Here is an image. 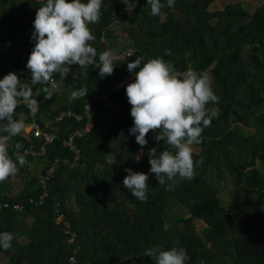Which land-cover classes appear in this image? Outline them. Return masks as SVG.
Returning <instances> with one entry per match:
<instances>
[{
  "label": "trees",
  "instance_id": "obj_1",
  "mask_svg": "<svg viewBox=\"0 0 264 264\" xmlns=\"http://www.w3.org/2000/svg\"><path fill=\"white\" fill-rule=\"evenodd\" d=\"M133 2L135 8L124 11V4L132 7ZM218 2L222 0H175V10L163 19L164 7L153 16L147 0H102L99 22L89 24L95 63L82 69L69 65L66 77L53 74L59 90L45 99V85L31 83L26 65L35 45L36 11L46 0H0V79L22 70L21 79L38 101L34 115L21 103L14 118H25V126L39 123L57 136L38 157L23 154L27 148L39 151L43 143L25 128L8 142L12 159L19 152L27 161L23 166L17 162L26 183L16 180L18 173L0 183V232L15 235L10 249L0 248V264H155L144 255L146 249L173 247L186 250V264H264V0L254 11L232 3L220 9ZM161 3L167 6V0ZM118 16L130 32L127 47L109 28ZM246 45L251 46L249 59L243 56ZM113 47L116 53L124 48L133 53L115 61L113 74L100 77L99 54ZM140 57L141 66L163 58L181 76L189 68L207 73L219 98L207 105L216 115L204 128L201 143L194 144L193 160L202 163L195 164L191 180L177 176L158 184L149 171V150L155 148L159 155L163 150L175 154V149L155 139L159 130L149 131L142 149L129 133L133 119L127 84L109 93L134 80L127 63ZM82 87L88 95L70 100L71 92ZM91 97H98L91 112L94 127L75 139L72 150L64 140L82 131L85 122L57 119L68 110L82 114ZM2 135L7 133L0 131ZM16 143L22 144L19 150ZM108 157L115 162L109 164ZM52 166L56 170L43 185L41 176ZM37 168L40 174L29 178ZM125 169L148 174L146 201L124 188ZM45 190L49 196L40 203ZM18 204L22 209L15 207ZM56 204H61L65 221H58ZM66 221L76 233L73 242L72 235L64 233ZM197 221L206 225L201 232Z\"/></svg>",
  "mask_w": 264,
  "mask_h": 264
},
{
  "label": "clouds",
  "instance_id": "obj_2",
  "mask_svg": "<svg viewBox=\"0 0 264 264\" xmlns=\"http://www.w3.org/2000/svg\"><path fill=\"white\" fill-rule=\"evenodd\" d=\"M147 4L153 16H159L161 9L165 7L161 0H147ZM174 4L175 0H167V7H174ZM126 6L131 11L136 5L133 2L132 7ZM101 7L102 0H87L86 3L82 0H46L37 9L32 33L35 45L26 67L31 72L33 85H45V99H50L53 90L58 87L53 74L59 73L66 77L70 71L69 65H78L82 69L95 63L97 50L89 43L95 40V36L89 24L99 22ZM116 59L117 56L111 50L99 54L100 77L113 74ZM142 60L140 57L127 63V70L134 73L133 82L127 84L125 89L133 119L129 133L135 136L136 143L143 149L148 144L146 135L149 131L159 130L155 139L164 140L175 149V154L163 150L159 155L155 148L149 150V171L155 174L159 185H164L166 179L170 181L177 176L191 180L195 164L202 163V160L194 162L192 145L201 143L204 128L210 126L216 115L215 110L208 109L207 105L218 102L219 98L205 72L189 68L181 76L163 58L148 59L141 66ZM136 69L139 70L134 71ZM77 77L78 73H74L73 78ZM87 95V89L82 87L71 92L70 100ZM21 102L32 112L38 109V101L33 98V90L28 82L21 83L17 74L9 72L0 79V121H6L0 126V131L7 133L0 136V183L18 172L17 162L20 166L27 163L18 152L14 161L7 148L8 142L25 128L22 119L14 118L15 110ZM21 147L22 144L16 143L17 150ZM50 168L56 170L54 166ZM125 171L128 174L123 180L124 188L136 199L146 201L148 174L133 172L131 169ZM44 176L46 174L41 178ZM14 238L15 235L11 232H0V248L5 251L10 249ZM144 255L152 257L155 264H186L190 259L184 248L176 247L170 250L149 248Z\"/></svg>",
  "mask_w": 264,
  "mask_h": 264
},
{
  "label": "built area",
  "instance_id": "obj_3",
  "mask_svg": "<svg viewBox=\"0 0 264 264\" xmlns=\"http://www.w3.org/2000/svg\"><path fill=\"white\" fill-rule=\"evenodd\" d=\"M126 5H128L130 7L129 3H125L123 9H124V11H128L129 12V10H127V6ZM132 53H133V51L131 49H127V50L123 51L122 53H116V56H117L116 60L117 61L124 60L127 57H130L132 55ZM13 72L15 74H17V76L19 77L20 80H22L21 77H20V73L22 72V70L13 71ZM132 80H133V78L127 79L126 81L121 83L116 88H113V89L109 90V93L119 92L122 87H124L126 84H129ZM21 82L24 83L25 81L22 80ZM58 90H59V87L54 89L53 93L58 91ZM97 99H98V97L89 98L87 100V102L85 103V106L83 108L84 111H83L82 114H76V113H74L72 111H67L65 113H62L60 115V117L57 119L58 121H60V120H62L63 117L68 116V117H73L78 122H85V126H84L82 131H74V132L71 133V135L68 137V139L64 140V145H66L68 147H72V150H75V148L73 146V143H74L75 139L78 136H82L84 134L89 133L91 131L92 127H93V121H92V117H91V112H92L93 102H95V100H97ZM103 99L105 100L106 97H103ZM36 112H37V110L35 112L31 111V115H34ZM28 133H32L35 137L40 138L43 143L40 146V150L39 151H36L35 149L27 148V149H25L23 151V154H26V153L27 154H32V155H35L37 157L41 156V155H44L46 153L47 146L52 144L57 138V136L54 135L53 133H49V132L43 131V129L40 126L39 123H33L32 126H31V129L28 131ZM19 155H22V154H19ZM54 170H55L54 168H50L47 171L46 176L41 178L40 182L43 185H45L46 182L53 176ZM44 192L45 193L40 196V203L45 201L47 199V197L49 196L47 190H45ZM31 202L33 203L34 200L32 199ZM15 207L18 208V209H22V205H19V204L16 205ZM60 207H61V204H56L55 209H54L55 214L58 215V221H65V216L60 213ZM65 224H66V228L64 230V233H66V235H72V238H71L70 242H73L76 239V233L72 231L71 226H70V224L67 221H66ZM71 261L74 263L75 259L71 258Z\"/></svg>",
  "mask_w": 264,
  "mask_h": 264
},
{
  "label": "rangeland",
  "instance_id": "obj_4",
  "mask_svg": "<svg viewBox=\"0 0 264 264\" xmlns=\"http://www.w3.org/2000/svg\"><path fill=\"white\" fill-rule=\"evenodd\" d=\"M230 3L236 4V5L237 4L243 5L244 7L248 8L250 11H254L262 3V0H222V3H220V2L217 3V7L220 8V9H223L225 7V5L230 4ZM171 10L174 11L175 8L174 7L169 8V7L165 6L164 7V10H163L164 15H163L162 18L165 19L166 18V15ZM126 12H128V11H126ZM126 23L127 22L125 21L124 18H122L121 16H118V17H116V19H113L112 25H110L109 28L113 32H115V35H117V39H118L117 41L120 42L122 45H124V46L127 47L130 44L131 41H130V32H128V30H127V24ZM24 37H25V35L21 36V38H24ZM101 42L104 43V44H107L106 38H102L101 39ZM127 49L128 48H124L123 51H125ZM108 50L113 51V53L116 55V47L109 48ZM27 129H29V127H27ZM99 129H100V131H103V132L106 131V128L104 126H101ZM112 145H113V143H112ZM192 148H193V152H196L197 151V148H195L194 145H192ZM106 161L109 164H113L115 162V159L108 157V158H106ZM35 166H37V165H35ZM38 166H40V163L38 164ZM35 169H34V171H35ZM39 169L40 168H37L36 172L33 171L34 173L29 178H34L36 175L38 176L40 174L38 172ZM17 173L20 174V176H17L15 174L16 175V180H19L20 181V179H21V182L22 183H26V181L24 180V178H22L24 176L23 173H21V171H19V170H18ZM229 199L227 198V199H224V200L227 201L228 203H231V198H229ZM205 226L206 225L203 224L202 222H199V221L195 222V227L197 228V231L198 232H201L204 229Z\"/></svg>",
  "mask_w": 264,
  "mask_h": 264
},
{
  "label": "water",
  "instance_id": "obj_5",
  "mask_svg": "<svg viewBox=\"0 0 264 264\" xmlns=\"http://www.w3.org/2000/svg\"><path fill=\"white\" fill-rule=\"evenodd\" d=\"M251 46L250 45H246L244 47V50H243V56L246 58V59H249L250 55H251V50L249 49Z\"/></svg>",
  "mask_w": 264,
  "mask_h": 264
},
{
  "label": "crops",
  "instance_id": "obj_6",
  "mask_svg": "<svg viewBox=\"0 0 264 264\" xmlns=\"http://www.w3.org/2000/svg\"><path fill=\"white\" fill-rule=\"evenodd\" d=\"M21 119H22L24 122H25V120H26L25 118H21ZM27 127H29V129H27ZM30 128H31L30 125L25 126V129H26L27 132L30 130ZM30 167L32 168V165H30ZM18 188H19V187H17L16 190H18Z\"/></svg>",
  "mask_w": 264,
  "mask_h": 264
}]
</instances>
